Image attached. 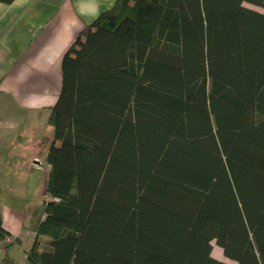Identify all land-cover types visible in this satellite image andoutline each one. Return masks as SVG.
<instances>
[{
    "label": "trees",
    "instance_id": "1",
    "mask_svg": "<svg viewBox=\"0 0 264 264\" xmlns=\"http://www.w3.org/2000/svg\"><path fill=\"white\" fill-rule=\"evenodd\" d=\"M245 5L264 10L117 0L84 27L47 118V241L25 264H226L213 241L264 264V14Z\"/></svg>",
    "mask_w": 264,
    "mask_h": 264
},
{
    "label": "crops",
    "instance_id": "2",
    "mask_svg": "<svg viewBox=\"0 0 264 264\" xmlns=\"http://www.w3.org/2000/svg\"><path fill=\"white\" fill-rule=\"evenodd\" d=\"M116 1L0 5V216L9 234L0 244V264L5 257L6 264H25L36 239L47 241L36 237L35 228L42 219L49 166L45 161L42 183L38 169L48 149L43 138H53L47 118L60 92L61 61L84 27Z\"/></svg>",
    "mask_w": 264,
    "mask_h": 264
},
{
    "label": "rangeland",
    "instance_id": "3",
    "mask_svg": "<svg viewBox=\"0 0 264 264\" xmlns=\"http://www.w3.org/2000/svg\"><path fill=\"white\" fill-rule=\"evenodd\" d=\"M246 7H249L250 9H253V10H255V11H258V12H260V13H263L264 14V10L263 9H260V8H256V7H253V6H249V5H245ZM50 126V125H49ZM53 130V129H52ZM53 132V131H52ZM44 139V143H46V144H48V141L49 140H51L52 139V136H50V137H44L43 138ZM47 148V146H44V149H46ZM24 156H26V155H30L29 153L27 154V153H24L23 154ZM45 160L43 161V160H41V162H40V168L38 169V171L39 172H41V176H42V179H41V183H42V181H44V178H45ZM45 170V171H44ZM37 171V172H38ZM31 178H32V176H31ZM39 180V179H38ZM42 185V184H41ZM42 187V186H41ZM43 201H44V198H43ZM211 245H212V252H211V256L214 258V259H216V260H218V261H220V262H223V263H226V264H236L235 262H233V261H231V260H229V259H227V258H225L224 257V255H223V252H222V250L215 244V242L213 241L212 243H211Z\"/></svg>",
    "mask_w": 264,
    "mask_h": 264
},
{
    "label": "built area",
    "instance_id": "4",
    "mask_svg": "<svg viewBox=\"0 0 264 264\" xmlns=\"http://www.w3.org/2000/svg\"><path fill=\"white\" fill-rule=\"evenodd\" d=\"M8 241V240H7Z\"/></svg>",
    "mask_w": 264,
    "mask_h": 264
}]
</instances>
